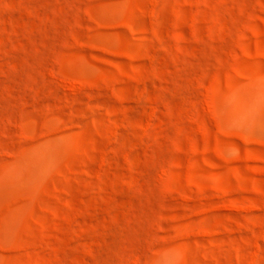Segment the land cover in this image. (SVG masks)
I'll return each instance as SVG.
<instances>
[{"label":"rangeland","instance_id":"1","mask_svg":"<svg viewBox=\"0 0 264 264\" xmlns=\"http://www.w3.org/2000/svg\"><path fill=\"white\" fill-rule=\"evenodd\" d=\"M0 264H264V0H0Z\"/></svg>","mask_w":264,"mask_h":264}]
</instances>
